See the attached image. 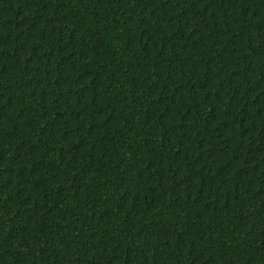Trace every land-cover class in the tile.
Returning a JSON list of instances; mask_svg holds the SVG:
<instances>
[{
    "label": "trees",
    "instance_id": "trees-1",
    "mask_svg": "<svg viewBox=\"0 0 264 264\" xmlns=\"http://www.w3.org/2000/svg\"><path fill=\"white\" fill-rule=\"evenodd\" d=\"M0 264H264V0H0Z\"/></svg>",
    "mask_w": 264,
    "mask_h": 264
}]
</instances>
